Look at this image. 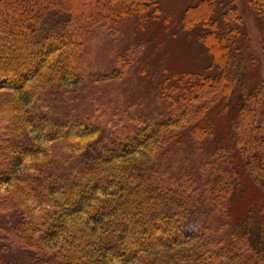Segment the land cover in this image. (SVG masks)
Listing matches in <instances>:
<instances>
[{
  "label": "trees",
  "instance_id": "16d2710c",
  "mask_svg": "<svg viewBox=\"0 0 264 264\" xmlns=\"http://www.w3.org/2000/svg\"><path fill=\"white\" fill-rule=\"evenodd\" d=\"M235 1L199 0L183 15L185 28L204 27L199 38L222 72L198 75L177 96L162 89L165 114H128L131 125L109 98L89 94L88 112L66 100L125 76L135 48L110 65L96 49L129 14L159 13L160 0H0V264H264L262 232L252 241L233 220L232 158L205 169L195 152L161 156L188 127L200 142L210 110L239 92L232 141L264 199V35L261 52L251 48L260 72L248 88L236 66L246 39ZM249 2L263 13L264 0ZM51 16L59 20L48 25ZM196 212L200 228L187 238Z\"/></svg>",
  "mask_w": 264,
  "mask_h": 264
},
{
  "label": "rangeland",
  "instance_id": "374dc122",
  "mask_svg": "<svg viewBox=\"0 0 264 264\" xmlns=\"http://www.w3.org/2000/svg\"><path fill=\"white\" fill-rule=\"evenodd\" d=\"M198 1L160 0L159 13L155 14L154 9H151L149 15L145 14L146 19L141 18L139 13H131L122 18L117 25L107 29L108 31L103 35V42L96 49L95 57L102 64L110 65L117 55L129 56V51L135 48L137 51L133 64L127 69L125 76L117 79L116 82H105L100 88L74 89L75 91L73 90L70 95V102L66 100V103L73 106L75 112H88L94 108L93 102L91 101L90 104L89 97L87 98L89 94L96 95L95 98L102 100V103L109 98L111 102L114 100L118 108L128 111L121 116L132 125L133 122H130L128 114L131 116L135 113L165 114L167 100L162 97V89H167L165 91L167 95L177 96L181 91L183 93V87L196 82L198 75L220 74L222 71L214 63L211 54L199 38L204 27L197 24L187 29L183 23L186 8ZM235 2L243 17L245 33L242 34L246 39V51H240L239 55L235 54L236 66L240 82H244L249 88L257 81L260 72L258 57L252 58L250 52L254 50V54L258 55L261 47L264 35V11L262 14L258 13L249 0ZM51 17L46 24L49 25L50 21L54 24L59 20L56 16ZM240 43L235 49L241 47L240 45L245 46V42L240 41ZM238 93L234 92L230 100H223L210 110L203 121L208 134H205L200 142L194 139L192 126L188 127L173 135L167 146L161 150V156L170 163L172 160L182 159V156L188 160L189 155L195 152L197 160L200 156H205L202 166L205 169L208 168L207 162L212 163L219 157L224 158L225 155L231 157L239 171L235 197L233 196L231 201L233 220L238 227H240L239 222L242 221V229L250 228L251 240L257 241L259 231L264 235L262 229L264 199L245 171L242 157L232 141L231 122L235 119L242 103V97ZM60 97L57 99L58 103L61 102ZM198 143L204 144L198 147ZM148 154L149 152L146 153ZM144 157L137 158L146 160ZM202 218L201 212H196L187 220L183 229L187 238L199 230ZM11 254L22 260V255L15 252Z\"/></svg>",
  "mask_w": 264,
  "mask_h": 264
}]
</instances>
